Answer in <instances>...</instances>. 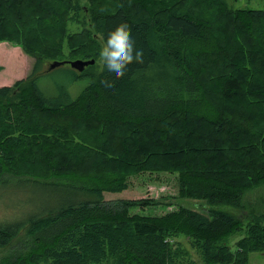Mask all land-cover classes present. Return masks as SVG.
I'll use <instances>...</instances> for the list:
<instances>
[{
  "label": "trees",
  "instance_id": "obj_1",
  "mask_svg": "<svg viewBox=\"0 0 264 264\" xmlns=\"http://www.w3.org/2000/svg\"><path fill=\"white\" fill-rule=\"evenodd\" d=\"M54 1L0 0V43L34 60L25 78L0 87V264H175L182 236L204 264H250L264 253V216L247 215L246 225L214 208L146 216L131 213L132 200L105 199L128 190L131 176L169 173L182 199L246 211V194L264 185V10L227 0H77L80 50L55 62L97 64L123 20L144 63L111 88L103 81L115 75L102 65L77 99L66 87L47 99L39 79L64 67L46 66L66 39L65 7ZM5 199L18 205L5 210Z\"/></svg>",
  "mask_w": 264,
  "mask_h": 264
},
{
  "label": "rangeland",
  "instance_id": "obj_2",
  "mask_svg": "<svg viewBox=\"0 0 264 264\" xmlns=\"http://www.w3.org/2000/svg\"><path fill=\"white\" fill-rule=\"evenodd\" d=\"M108 1L112 2L111 0ZM54 2H56L57 4H62L65 7L63 32L66 39L62 43H58V41H56L58 43L57 51L60 52V56L54 61L48 60L46 62L47 67H49V65L55 61L74 59V57H72V53L80 50L79 48H77L78 43L75 41V38L77 36L75 35L79 34L81 32V28L83 27V24L78 20L80 16L74 12L75 5L78 3L77 0H55ZM227 2L234 10H264V0H227ZM67 6L73 8L74 10L70 9L68 11ZM79 7L84 9V5L82 3L79 4ZM196 8L199 7L197 6ZM88 9L93 16V3L88 4V7H85V10ZM12 20L13 18H8L6 21V26ZM88 23H90V21ZM37 29H41V26H38ZM21 49L22 48L18 47L15 43L7 41L0 44V66L2 67V70L0 71V87L12 86L14 85V83H16L17 80L19 81L20 79L25 78L26 75L30 73L33 65V58H31L30 55H28ZM11 54H14L17 60L11 61V59L9 58ZM102 65L103 64L99 60L97 64L94 63L92 65L86 66L82 72H79L78 70L72 71L70 65H65L60 70H52L53 72H51L50 74L42 76L38 81L39 88L47 99H53L58 96L60 89L66 87L70 97L73 99H77V97L84 93L88 86H90L92 80L100 74ZM27 70L28 73L25 75ZM62 70H70L74 74L75 79L71 81L70 75H65L66 73L61 72ZM44 121L47 122L46 119H44ZM90 124H92V122H90ZM68 127H70V124L68 125ZM90 128L92 129L93 126L90 125ZM79 138L75 136L74 141H80ZM176 177L177 175L169 173H143L140 175L131 176L129 181L130 188L128 190L118 194L106 193L105 199H107V201L132 200L134 204L131 208V213L139 215L142 214L146 216L161 217L163 215H166L170 211H178L181 208H188L190 210L206 214L210 209L214 208L215 210L230 212L237 216H243L245 225L247 224V220L249 219L248 217H246L247 215L255 213L257 215L264 216V185L246 194L243 201L247 206L246 211L240 212L237 209L229 206H221L216 208L212 207L209 202L203 199H182L179 194V187ZM3 198H6V196L3 195ZM141 200L144 201L142 202ZM139 201L144 204L150 202V204L142 206L141 203L137 205L136 202ZM2 204L5 205V210H9L12 205H18L16 200L8 201L7 199H5ZM162 204H166L167 206H160ZM3 212L4 210L0 207V221L5 220V215ZM242 237L243 235H238L230 242L228 241L227 244L228 246L230 244L232 251L236 250V243ZM20 238L18 240H20ZM17 241L12 243L9 250H7L6 252L4 251L2 257H6V255L10 256L15 252L14 249H16ZM177 241L179 242H176L177 244L175 248L179 251L180 256L175 264H204L201 253L195 247H193L192 240L189 237L182 236ZM250 264H264V253L250 254Z\"/></svg>",
  "mask_w": 264,
  "mask_h": 264
},
{
  "label": "clouds",
  "instance_id": "obj_3",
  "mask_svg": "<svg viewBox=\"0 0 264 264\" xmlns=\"http://www.w3.org/2000/svg\"><path fill=\"white\" fill-rule=\"evenodd\" d=\"M99 60L107 71L115 75V80L103 81L109 88L114 86L116 80L126 75L127 67L134 61L137 64L144 63V50L135 48V41L126 21H120L114 29L108 31L107 38L99 50Z\"/></svg>",
  "mask_w": 264,
  "mask_h": 264
},
{
  "label": "water",
  "instance_id": "obj_4",
  "mask_svg": "<svg viewBox=\"0 0 264 264\" xmlns=\"http://www.w3.org/2000/svg\"><path fill=\"white\" fill-rule=\"evenodd\" d=\"M94 63H95L94 60H92L90 62L75 61V62L69 63V65L73 69L78 70L79 72H82L86 66L92 65ZM65 65H66L65 62H55V63L50 65V70H55V69H57L59 67L65 66Z\"/></svg>",
  "mask_w": 264,
  "mask_h": 264
},
{
  "label": "crops",
  "instance_id": "obj_5",
  "mask_svg": "<svg viewBox=\"0 0 264 264\" xmlns=\"http://www.w3.org/2000/svg\"><path fill=\"white\" fill-rule=\"evenodd\" d=\"M0 44H1V43H0ZM21 50H22V49H21ZM23 53H24V52H23ZM32 62H34V60H33ZM27 73H28V70H27V72L25 73V75H26ZM28 74H29V73H28ZM28 74H27V75H28ZM27 75H26V76H27ZM24 77H25V76H24Z\"/></svg>",
  "mask_w": 264,
  "mask_h": 264
}]
</instances>
